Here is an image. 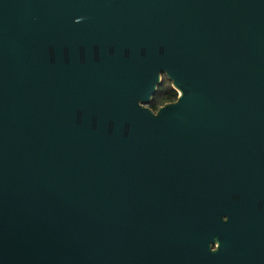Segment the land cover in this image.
<instances>
[{"label":"water","instance_id":"95a60500","mask_svg":"<svg viewBox=\"0 0 264 264\" xmlns=\"http://www.w3.org/2000/svg\"><path fill=\"white\" fill-rule=\"evenodd\" d=\"M0 264H264V0H0Z\"/></svg>","mask_w":264,"mask_h":264},{"label":"trees","instance_id":"16d2710c","mask_svg":"<svg viewBox=\"0 0 264 264\" xmlns=\"http://www.w3.org/2000/svg\"><path fill=\"white\" fill-rule=\"evenodd\" d=\"M177 97V92L171 87L170 82L163 77V83L158 88V92L153 97L152 102L148 105L153 111L164 103L173 102Z\"/></svg>","mask_w":264,"mask_h":264}]
</instances>
